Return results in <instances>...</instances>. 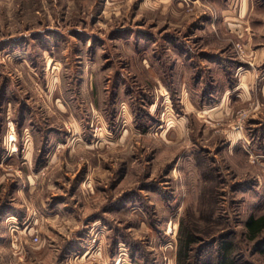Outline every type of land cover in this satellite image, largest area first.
Segmentation results:
<instances>
[{"label": "rangeland", "instance_id": "374dc122", "mask_svg": "<svg viewBox=\"0 0 264 264\" xmlns=\"http://www.w3.org/2000/svg\"><path fill=\"white\" fill-rule=\"evenodd\" d=\"M262 214L264 0H0V264H264Z\"/></svg>", "mask_w": 264, "mask_h": 264}, {"label": "trees", "instance_id": "16d2710c", "mask_svg": "<svg viewBox=\"0 0 264 264\" xmlns=\"http://www.w3.org/2000/svg\"><path fill=\"white\" fill-rule=\"evenodd\" d=\"M245 226L248 236L254 238L264 228V214L259 216H249L246 219ZM193 241L194 238L191 234H188L183 239H179L177 248V261H179V263H188L190 258V247ZM222 249L220 264H232L229 262V256L231 255L232 250L230 243H223Z\"/></svg>", "mask_w": 264, "mask_h": 264}]
</instances>
